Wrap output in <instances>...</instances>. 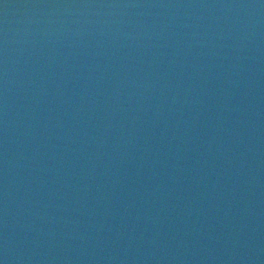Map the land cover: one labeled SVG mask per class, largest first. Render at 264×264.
Masks as SVG:
<instances>
[{
    "label": "water",
    "instance_id": "water-1",
    "mask_svg": "<svg viewBox=\"0 0 264 264\" xmlns=\"http://www.w3.org/2000/svg\"><path fill=\"white\" fill-rule=\"evenodd\" d=\"M0 264H264V0H0Z\"/></svg>",
    "mask_w": 264,
    "mask_h": 264
}]
</instances>
